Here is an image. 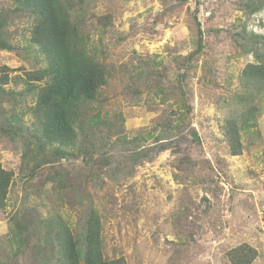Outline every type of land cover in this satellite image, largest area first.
Listing matches in <instances>:
<instances>
[{
    "label": "rangeland",
    "instance_id": "rangeland-1",
    "mask_svg": "<svg viewBox=\"0 0 264 264\" xmlns=\"http://www.w3.org/2000/svg\"><path fill=\"white\" fill-rule=\"evenodd\" d=\"M12 1L0 0V10ZM243 2L85 0L82 30L109 71L85 112L113 120L121 114L118 131L128 141L85 139L88 154L86 148L52 154L53 144L35 141L32 112L17 106L24 120L18 135L0 124V164L13 172L7 204L0 206V264H32L29 253L8 255L4 238L15 211L38 214L33 206L43 215L59 210L74 223L96 207L105 257H124L125 264H232L228 250L242 242L258 250L252 264H264V95L253 102L259 122L242 134V154H231L222 126L234 108H244L232 101L244 67L254 61L243 53V36L264 35V10L247 14ZM29 25L23 17L10 26L16 46L0 48V69L23 74L22 67L42 60ZM5 87L26 89L23 83Z\"/></svg>",
    "mask_w": 264,
    "mask_h": 264
},
{
    "label": "trees",
    "instance_id": "trees-1",
    "mask_svg": "<svg viewBox=\"0 0 264 264\" xmlns=\"http://www.w3.org/2000/svg\"><path fill=\"white\" fill-rule=\"evenodd\" d=\"M84 2L13 0L0 10V48H15L10 26L17 18L26 17L30 23L29 41L42 55V60L30 68L22 67L23 74H10L7 66L0 69V124L8 125L9 130L18 135L24 120L23 114L15 109L25 104L39 126L35 132L39 133L35 139L37 144L40 147L44 141L53 144L51 153L62 156L71 151H85V139L87 142L108 143L118 135L122 143L128 141L124 131H118L123 129L118 126V122L124 120L121 114L113 120L100 111L90 115L85 112L88 104L99 99L101 90L109 82V71L98 44L91 46L89 33L82 30L87 25ZM241 9L247 14L259 13L264 10V0H244ZM107 27L108 23L103 22L101 28L105 30ZM240 45L243 53L254 55V61L244 67L241 90L232 97V101L244 108H234L222 125L232 155L243 153L242 134L251 133L258 126L259 108L253 102L264 95V35L245 32ZM201 49L202 36L199 37L198 51ZM194 55L191 53L187 59ZM9 83H13L15 88L23 83L26 89L7 90L5 85ZM28 92L34 95V104H31ZM167 96L163 101L169 99ZM10 100L12 106L7 109L5 103ZM184 105L191 109L188 103ZM1 131L5 132V129ZM162 136H158L157 141L163 139ZM165 147L159 146L160 149ZM86 149L88 154L91 150ZM27 169V172L35 171ZM12 178L13 172L0 164L1 207L7 204ZM87 197L91 198V193ZM33 209L38 214L18 209L11 216L9 231L4 238L8 255L29 253L32 264H125L124 257H105L103 222L96 207H90L89 214L85 213L76 223L64 217L59 210L43 215L35 206ZM227 255L232 264H252L258 250L248 242H242L228 250Z\"/></svg>",
    "mask_w": 264,
    "mask_h": 264
},
{
    "label": "water",
    "instance_id": "water-1",
    "mask_svg": "<svg viewBox=\"0 0 264 264\" xmlns=\"http://www.w3.org/2000/svg\"><path fill=\"white\" fill-rule=\"evenodd\" d=\"M194 138H195L196 140H199V139H200V136H199L198 134H196V135H194Z\"/></svg>",
    "mask_w": 264,
    "mask_h": 264
},
{
    "label": "clouds",
    "instance_id": "clouds-1",
    "mask_svg": "<svg viewBox=\"0 0 264 264\" xmlns=\"http://www.w3.org/2000/svg\"><path fill=\"white\" fill-rule=\"evenodd\" d=\"M196 135V134H195Z\"/></svg>",
    "mask_w": 264,
    "mask_h": 264
}]
</instances>
